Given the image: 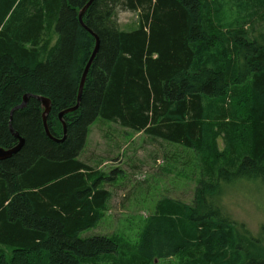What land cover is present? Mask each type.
Listing matches in <instances>:
<instances>
[{
    "label": "trees",
    "instance_id": "trees-1",
    "mask_svg": "<svg viewBox=\"0 0 264 264\" xmlns=\"http://www.w3.org/2000/svg\"><path fill=\"white\" fill-rule=\"evenodd\" d=\"M88 1L0 0V148L18 143L13 133L24 139L0 161V251L15 250L11 261L0 256V264H33L40 254L49 264H94L107 255L116 264L129 261L117 258L120 247L111 239L81 238L97 226L111 196L101 185L106 178L78 159L97 119L203 157L215 133L228 155L229 167L206 162L211 181L199 182L189 208L173 206L178 218L146 220L133 263L152 264L221 240L202 264H264L248 232L206 196L226 181L264 184V31L239 23L224 32L213 19L221 0H94L82 20L99 48L78 109L63 116L67 131L60 141L59 114L75 106L95 45L78 21ZM120 11L139 12L138 26L121 30ZM47 35L58 36L51 48ZM25 95L26 107L10 118ZM35 96L51 102L47 125L57 141L45 133ZM181 217L191 222L188 232L181 233Z\"/></svg>",
    "mask_w": 264,
    "mask_h": 264
},
{
    "label": "rangeland",
    "instance_id": "rangeland-1",
    "mask_svg": "<svg viewBox=\"0 0 264 264\" xmlns=\"http://www.w3.org/2000/svg\"><path fill=\"white\" fill-rule=\"evenodd\" d=\"M208 1L214 4L217 0ZM221 3L223 7L214 9L213 19L218 25L227 28L224 32L236 28L239 23L246 29L254 28L257 34L264 31V15L262 10L258 12L264 3L260 0H221ZM139 15V12L120 11L119 28L123 31L135 29ZM57 39V35L45 37L50 48L56 44ZM47 55L42 53L39 58L44 59ZM78 159L88 165L96 177L113 178L112 181L105 179L101 184L111 196L101 211L99 223L95 228L86 230L81 238L100 236L111 239L120 247L117 258L129 259L121 264H135L132 256L136 254L147 219L173 216L172 212H176L173 206L178 209L184 206L189 208L199 182L202 179L211 181L212 170L222 165L228 166L229 161L222 136L215 133L207 157H203L182 145L148 137L142 132L102 119H97L89 127L85 147ZM206 162L212 170L206 169ZM206 196L218 204L221 211L237 226L242 225L250 236L248 243L258 246L264 253V184L260 179L222 182ZM178 217L174 215V218ZM181 220V233L184 230L188 232L191 222L183 217ZM221 244V240H216L202 247L179 249L175 256L154 259L152 264H202V255L217 250ZM14 251L2 248L0 256L11 261ZM106 258L102 257L94 264H116L114 255H107ZM33 264L49 262L44 254H40L33 258Z\"/></svg>",
    "mask_w": 264,
    "mask_h": 264
},
{
    "label": "water",
    "instance_id": "water-1",
    "mask_svg": "<svg viewBox=\"0 0 264 264\" xmlns=\"http://www.w3.org/2000/svg\"><path fill=\"white\" fill-rule=\"evenodd\" d=\"M94 0H89L85 6L79 11L78 13V21L79 23L87 30L89 31L92 36L95 38V45H94V48H93V51L90 55V58L84 68V71L82 73V76H81V80H80V84H79V89H78V94H77V102L75 104V106L71 107V108H68V109H65L63 110L60 114H59V120L60 122L62 123V127H63V137H62V140L60 141H63L65 139V136H66V131H67V126H66V123L65 121L63 120V116L65 114H68V113H71V112H74L78 109L79 107V104H80V100H81V95H82V91H83V88H84V84H85V80H86V76H87V73L89 71V68L91 67V64L98 52V48H99V40L97 38V36L92 33L85 25H84V22L82 20L83 18V15L84 13L88 10V8L90 7V5L93 3ZM36 99H38L41 103V107L43 109V112H42V120H43V125H44V130H45V133L46 135L51 138L52 140H55L57 141L54 137H52V135L50 134L49 132V129H48V125H47V117L50 113V110H51V102L48 98H45V97H42V96H35ZM28 98H29V95H25L23 97V100L21 102L20 105L16 106L15 108H13L11 110V113H10V118L12 117V113L16 110H21V109H24L27 105V101H28ZM10 131L13 133V129L10 127ZM14 136L18 139V143L9 148V149H4V148H0V161L1 160H5V159H8L10 158L11 156H13L14 154H16L23 146L24 144V139L21 138L17 133H13Z\"/></svg>",
    "mask_w": 264,
    "mask_h": 264
}]
</instances>
